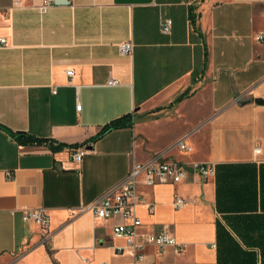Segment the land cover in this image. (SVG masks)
<instances>
[{
    "label": "crops",
    "instance_id": "0c3cea01",
    "mask_svg": "<svg viewBox=\"0 0 264 264\" xmlns=\"http://www.w3.org/2000/svg\"><path fill=\"white\" fill-rule=\"evenodd\" d=\"M21 1L0 0V264H135L113 233L129 220L90 206L157 157L216 174L139 177L142 230L183 246H146L142 264H264V0ZM38 209L48 229L24 220Z\"/></svg>",
    "mask_w": 264,
    "mask_h": 264
},
{
    "label": "built area",
    "instance_id": "2783aa9c",
    "mask_svg": "<svg viewBox=\"0 0 264 264\" xmlns=\"http://www.w3.org/2000/svg\"><path fill=\"white\" fill-rule=\"evenodd\" d=\"M54 3L52 0H45L43 5L39 7L40 11L45 12L47 8ZM21 0H14L13 6L20 7ZM172 29V20L163 19L160 21V32L163 35H169ZM259 41L264 40V34H258ZM7 41L5 38L0 39V47H6ZM121 55L129 56L133 52V44L131 41L122 42L119 45ZM73 70L67 71V76L72 77ZM110 85H117L116 80H111ZM81 106H77L80 110ZM178 147L181 150H188V146L183 142H178ZM86 147H82L72 151L71 159L74 162L80 163L83 157L87 154ZM255 152L261 153V148L257 147ZM191 171H195L203 180H207L216 174V167L213 164H192L186 165L175 161H163L161 158H154L149 163H135L128 173L127 179L119 191L111 197L102 198L94 202L90 208L94 210L95 216L100 219H111L117 216L129 220V223L119 224L114 228V236L122 238L126 241V247H119L118 253L130 252L134 257L135 264H142L146 261V256L143 249L146 246H156L160 251L168 246H173L176 252H180L183 246L177 243L176 239L166 231L153 232L142 230V222L135 213L136 205L141 201L137 194V186L139 177L143 175L144 183L147 186L167 183H180L185 180ZM11 174L8 173V177ZM187 201L181 196H176L173 202L175 209L184 206ZM150 212L154 211L152 205L149 206ZM23 218L26 221H31L43 229H48L50 225V217L44 210H25ZM214 246V245H213Z\"/></svg>",
    "mask_w": 264,
    "mask_h": 264
},
{
    "label": "trees",
    "instance_id": "16d2710c",
    "mask_svg": "<svg viewBox=\"0 0 264 264\" xmlns=\"http://www.w3.org/2000/svg\"><path fill=\"white\" fill-rule=\"evenodd\" d=\"M121 126H122V121H116V122L112 123V125L109 126L107 129H105V130L100 134V136L103 135L107 130H110V129H113V128H119V127H121ZM22 135H23V134H19V135H18V139H19V141H21V142H31V141H33V138H28V139L22 140V139H21V137H23ZM97 138H98V136H97ZM97 138H96V139H97Z\"/></svg>",
    "mask_w": 264,
    "mask_h": 264
},
{
    "label": "rangeland",
    "instance_id": "374dc122",
    "mask_svg": "<svg viewBox=\"0 0 264 264\" xmlns=\"http://www.w3.org/2000/svg\"><path fill=\"white\" fill-rule=\"evenodd\" d=\"M179 134V130L178 129H171L167 135L165 136V138L160 139L159 140V145H162V142L164 140V143H167L169 141H171L173 138H175L177 135Z\"/></svg>",
    "mask_w": 264,
    "mask_h": 264
},
{
    "label": "water",
    "instance_id": "95a60500",
    "mask_svg": "<svg viewBox=\"0 0 264 264\" xmlns=\"http://www.w3.org/2000/svg\"><path fill=\"white\" fill-rule=\"evenodd\" d=\"M63 0H54V4H62ZM260 103H262L261 101H258Z\"/></svg>",
    "mask_w": 264,
    "mask_h": 264
}]
</instances>
